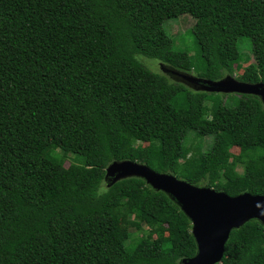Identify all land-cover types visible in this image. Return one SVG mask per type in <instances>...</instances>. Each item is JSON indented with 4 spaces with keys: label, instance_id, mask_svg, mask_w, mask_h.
Wrapping results in <instances>:
<instances>
[{
    "label": "trees",
    "instance_id": "trees-1",
    "mask_svg": "<svg viewBox=\"0 0 264 264\" xmlns=\"http://www.w3.org/2000/svg\"><path fill=\"white\" fill-rule=\"evenodd\" d=\"M167 13L205 31L175 37ZM251 50L264 54V0H0V264L193 257L180 208L139 178L108 186L106 168L128 159L231 197L264 195L260 98L196 91L161 68L264 82V65L243 67ZM124 208L148 228L133 243L119 235ZM220 264H264V226L233 230Z\"/></svg>",
    "mask_w": 264,
    "mask_h": 264
},
{
    "label": "water",
    "instance_id": "water-1",
    "mask_svg": "<svg viewBox=\"0 0 264 264\" xmlns=\"http://www.w3.org/2000/svg\"><path fill=\"white\" fill-rule=\"evenodd\" d=\"M174 81L201 92L254 95L264 104V82L247 83L226 75L211 81L173 67L161 65ZM139 178L156 192H163L189 219L196 243V254L180 264H220L231 232L251 220L264 226V195L244 192L231 197L209 186H198L173 173H159L148 165L132 160L113 161L106 168L108 186L121 180Z\"/></svg>",
    "mask_w": 264,
    "mask_h": 264
},
{
    "label": "rangeland",
    "instance_id": "rangeland-1",
    "mask_svg": "<svg viewBox=\"0 0 264 264\" xmlns=\"http://www.w3.org/2000/svg\"><path fill=\"white\" fill-rule=\"evenodd\" d=\"M166 27L168 31L175 37H179L183 34H186L187 32H190L191 34L198 36L201 35L205 31V25L202 21L196 20L188 15H184L178 18H175V16L172 13L166 14ZM246 54L248 55V62L243 64V67L248 66L249 64H255V65H264V54L258 52V51H247ZM143 61H154L147 58H143ZM158 63V62H156ZM155 66L154 64H151ZM154 71V70H153ZM242 73V70H237L235 77L239 76V74ZM208 107H211V102L207 104ZM207 119H210V116H206ZM219 130L218 123H214L212 133H215ZM189 142H192L194 144H201L202 150H207L212 142V136H207L204 138H197L194 135L189 137ZM146 146V144L137 143L134 147H142ZM133 148H125V151H131ZM239 153V149L237 147H232L231 150L222 155V161L224 163L230 162L232 160V157ZM186 161L181 160L179 161L178 165L176 166V171L180 170V172H184L180 168V166L185 165ZM67 164V163H66ZM184 169V168H183ZM239 172H242L243 169L239 166L237 168ZM185 173V172H184ZM175 175V174H174ZM178 178L182 179L180 176L175 175ZM205 180L201 181L198 186H205ZM126 209L124 208V212L126 213ZM147 226L144 224H141L137 222L131 215H128L127 213L125 216L118 222V231L119 235L121 237L127 238V243H133L135 242L139 237L145 235Z\"/></svg>",
    "mask_w": 264,
    "mask_h": 264
}]
</instances>
